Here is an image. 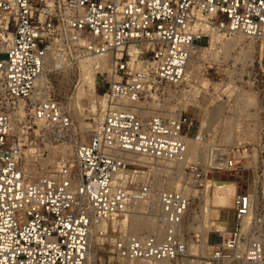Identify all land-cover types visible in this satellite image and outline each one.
<instances>
[{
	"label": "built area",
	"instance_id": "obj_1",
	"mask_svg": "<svg viewBox=\"0 0 264 264\" xmlns=\"http://www.w3.org/2000/svg\"><path fill=\"white\" fill-rule=\"evenodd\" d=\"M202 27L264 45V0H0V264H88L96 225L136 211L152 217V232L116 237L109 264L187 257L199 239L189 232L196 199L161 185L152 208L150 178L166 172L129 157L171 164L176 175L187 162L194 122L184 108L170 103L147 117L144 111L148 99L165 102V86L185 83L195 47L203 46V38L209 43ZM131 45L146 48L136 70L129 66ZM103 55L111 63L108 78L97 83L106 103L99 129L55 171L31 179L22 134L36 124L43 141L67 143L75 133L70 111L49 90V74L58 78L62 70L50 72L44 86L37 84L49 58L72 69L81 58ZM215 153L221 167L212 169H239L225 158L229 153ZM137 166L146 171L131 170ZM199 168L183 165V175L198 181L204 176ZM254 201L249 192L235 197L234 227L201 264H264L262 222L253 217L245 227Z\"/></svg>",
	"mask_w": 264,
	"mask_h": 264
},
{
	"label": "rangeland",
	"instance_id": "obj_2",
	"mask_svg": "<svg viewBox=\"0 0 264 264\" xmlns=\"http://www.w3.org/2000/svg\"><path fill=\"white\" fill-rule=\"evenodd\" d=\"M232 36L233 35L226 37L230 38ZM250 42L251 47L248 46ZM201 44L203 46L208 45L206 38L201 40ZM145 49V47L144 49L142 47V51ZM128 52L129 55H131V50L129 51L128 49ZM227 53L220 52L215 58L208 57L204 60L205 62L201 61L197 63L199 65V69L196 70L197 72L195 71L196 73L192 79L193 81L191 80L188 82L185 80V83H183V85L179 86L178 88L165 86V102H157L153 101L152 99H148L146 101L149 103L148 105H151L150 111H161L162 106L164 107V105L168 106L170 103L181 104L185 102L187 96H185L184 92L187 90L189 92L190 90V92H187V94H191V89L193 86L197 87L199 85L200 88H202L201 85L204 80L212 85L208 87L209 90L202 89L200 91V94L197 97L196 105L190 104L186 107V109L183 110L186 116L193 119L194 122V128L188 132V137L198 138L200 136L203 138V141L205 140V143H209L205 148L206 155L204 159L206 160L202 159L190 163L200 166L199 170L204 171L203 178L195 181L183 176L181 179L183 186L193 190L190 197L196 199L192 209L193 212L191 214V223H194L189 226V232H195L198 235H200V233L201 235L202 233H207L206 226H204L202 223L204 219L202 207L205 206V192L208 189L207 193L211 195L215 186L223 184L230 187L235 186L233 188L237 190L233 200L231 201L232 203L228 204L226 208H221L219 213V220L227 224L226 230L229 231L234 227L232 208L236 195L249 192L252 193L255 198L254 217H258L260 219L262 222L260 228L264 231V133L262 131L264 126V45L247 38L243 44L231 49ZM238 55H240L242 58L239 56L237 60H235ZM124 56V61L129 62L130 59L128 58V55L125 54ZM3 58H6V56H3ZM216 59L219 61L217 62ZM80 60H83V58ZM80 60L75 65H73L72 69H61L63 73H61V76L58 78L55 73H51L48 76V79L52 77L51 85L49 87L51 94L55 95V97L62 102V104L67 108V110L70 111L73 117L75 133H72L71 141H67V143L64 140L52 142L43 141L42 138H40L36 133L38 129L36 124L32 125L33 129H30L27 134H22V142L24 143L23 165L26 174L33 180L55 171L63 158H69L73 155V149L75 148V145L87 143L92 137L93 133L99 129V124L102 123V116L104 115L103 109L100 108L99 110V118H101V120L100 122L98 121V123L96 117L89 113L88 98L81 97L79 95L82 85ZM215 60L216 62H214ZM244 60V63L241 62ZM110 63L111 58H108L107 69L105 70V73H100L97 75V83L100 81V79L108 78V67ZM228 87L229 89L222 93V88ZM218 90L219 93H216ZM104 92L105 89L102 86L97 85L96 100H98V102L104 95ZM242 93L254 95L256 107L252 102V105H247L249 106L246 108L248 111L246 109L244 112L239 111L240 108L236 105L238 104V99ZM141 102L143 103V100ZM157 103L160 105L158 106ZM227 119L231 120L229 122V126L238 128L237 123L239 122V125L243 126L242 129L244 127H248L247 124L250 123L251 126H253L252 128L255 130L254 139H244L242 134H239L236 129H232V133L230 129L226 130L225 126ZM83 124L96 126L95 131L91 132L88 129H83ZM211 149H219L225 154L228 151L229 154L228 156L226 154L225 158L233 159L234 164H236L239 169L237 171L212 169L215 166L211 165V167L208 163V152ZM220 163L222 164L225 162L220 161ZM217 167H221V165H217ZM206 168H209V170L207 171ZM131 170H137L142 173L143 170L146 171V169L142 166L133 167ZM172 175L177 177L178 173L177 175ZM150 180L154 181L153 189L155 190L156 187H160L161 185L172 188L174 186V182L168 180V175L165 173L161 175H153ZM155 183H157V186H155ZM139 215L143 216L142 213ZM142 218L143 219L141 222H143V229H135L133 226H131L130 218H128L127 223L125 224L126 228L124 232L122 227H114L113 223H110L106 235L107 240L102 242L101 248L96 251V256L91 260V264H109L108 256L112 255L110 253L112 250V243L110 242V239H112V237L114 239L121 235H129L132 233H151L153 228L150 230V227H154V224L153 220L150 219L152 222V225H150L151 222L149 221V218L152 217L147 215L146 217ZM120 219L124 220L125 218L120 217ZM225 234L226 232L223 235ZM220 235L221 234L217 232H208L209 247L206 248L205 256L187 255L188 258L183 257L180 258V260H197L198 262L206 261L204 258L211 255L214 250V243L221 240ZM201 237H203V235L198 236V243H194V245H201ZM201 257L202 259H200Z\"/></svg>",
	"mask_w": 264,
	"mask_h": 264
},
{
	"label": "bare ground",
	"instance_id": "obj_3",
	"mask_svg": "<svg viewBox=\"0 0 264 264\" xmlns=\"http://www.w3.org/2000/svg\"><path fill=\"white\" fill-rule=\"evenodd\" d=\"M202 34L206 35L209 38V43H208V45H205V46L197 45L195 47V51L193 53L192 60L190 61L189 66L187 68V72H186L185 80L188 82L194 78L195 73L197 72L196 70L199 69V65L197 63L204 61L208 57L209 58L210 57L215 58L216 55L219 54L220 52L227 53L231 49H234L235 47L243 44L245 42V39H247V37L241 33L233 34L232 37L227 38L224 34L217 32L212 27H202ZM248 46L251 47V42H250V44H248ZM142 47L144 49L145 46L144 45L143 46L142 45H131L129 47V51L131 50V55H132L131 61L129 62V66L133 70L139 69L141 67L142 63L138 59V57L142 51ZM246 54H245V56H246ZM239 56L240 55H238L235 60H237V58ZM108 58L110 59V57H108V55H103V56H99V57H87V58H83V60H80V68L82 71V74H81L82 85H81V88L79 91V95L81 97H87L88 98L89 113L91 115H93L94 117H96L97 122L98 121L100 122V120H101V118H99L100 108L103 109V114H104V110L106 107L105 97L102 96L101 99L99 100V102H98V100H96V97H97V75L100 73L101 74L105 73V70L107 69V65H108L107 64ZM228 59H229V56H228ZM216 60H217V62L219 61L218 59H216ZM216 60L214 62H216ZM246 61H247V59H246ZM241 62L244 63L245 60L241 61ZM61 65L62 64L60 61L55 60L53 58H49L47 64L45 65V72H44L43 76L38 80L37 84L40 85L41 87L44 86L45 82L47 80V75L52 71L54 72L55 69H57V68H59L60 70L61 69H67L66 66L64 67ZM199 75H200V73H199ZM191 86H193V85H191ZM201 86H202V88H200L199 85L197 87L193 86V88L191 89L192 90L191 94H187L188 90L186 92H184L185 96H187V97L185 99V102L180 104L182 108L186 109V107L189 106L190 104L196 105L197 104V97L199 96L200 91L202 89L206 90V89H208L209 86H212V85H210L208 82H206L204 80L202 82ZM222 89H223V91H222V93H223L227 89H229V87L228 88H222ZM189 92H190V90H189ZM216 93H219V90ZM254 99H255L254 95L249 94V93H242V94H240V97L238 99V104L237 105L235 104V105L239 106V108H240L239 111L244 112L245 109L247 107H249L247 105H250V104L252 105L253 103H254V106L256 105L254 102ZM148 104L149 103H146L147 110L144 111V116L147 117L149 115H152V114L155 115V114H158L160 112V111L159 112L158 111H150L151 105H148ZM157 105H158V103H157ZM251 107H253V106H251ZM161 111L163 112V110H161ZM23 115H24V110H23V108H21L20 116H23ZM103 117H104V115L102 116V121H103ZM230 121H231L230 119H227V121H226V126H225L226 130L230 129V131H231L232 129L233 130L236 129L239 134L240 133L242 134L244 139H247V138L251 139V140H252V138L254 139L255 130H254V128H252L253 126H251L250 123L247 122L248 127H244L242 129L243 126H240L239 122L237 123L238 128L229 126ZM249 121H251V120H249ZM37 123H38L39 127L42 128L43 121L37 120ZM100 125H101V123L99 124V126ZM99 126H98V128H99ZM95 127L96 126H91L89 124H83L82 125L83 129H88L91 132L95 131ZM231 133H232V131H231ZM187 143L189 145V151H188V155H187V162L185 164H183L184 166L187 164H190L191 162H195V161L202 160L205 158V155H206V153H205L206 149L205 148L207 147V144H209V143H205V140L203 141L202 137H200V136L198 138H189L188 137ZM208 153H209L208 163L212 166L218 165L217 161L215 162V157H216L215 149L214 150L211 149ZM227 153H228V151H227ZM129 158L131 159L132 162H135V163L141 164V165H147L148 167H150V169L157 170L158 168H160L161 170L165 171L166 174L168 175V180L174 182L173 183L174 184V186H173L174 190H176L178 192H183L186 195L191 196V193L193 192V190L191 188L183 186L181 183V179L184 176L183 171H182L183 165L178 166L179 167L177 170L178 175H177V177H174L170 173V171L172 172V170L176 169V167H174L171 164H168V163L167 164H157L156 161L152 160L151 158L141 157V156H136V155L135 156L131 155ZM204 160H206V159H204ZM231 185H233V184H231ZM155 186H157V183H155ZM233 187H235V186H233ZM233 187H230V186L225 185V184L217 185L213 188L211 195H209L207 193L208 189L206 190V192H205L206 194L204 196L205 206L202 207L203 208L202 212L204 213L203 214L204 219H203L202 223L204 224V226H206L207 233L206 234L202 233L203 237H201L202 239L200 240L202 242L201 245L196 246L194 244H191L189 246V248L187 250V255L205 256L206 255V248L209 247L208 246L209 245L208 244V232H217V233H220L221 235H223L225 232H227V230H226L227 224L225 222H222L219 220V213L221 211V208H223V207L226 208V206L228 204L232 203L231 201L233 200V197L235 196V193L237 191ZM151 192H152V195H151L149 202H150V204H152L151 205L152 208L155 209V207L157 205V191L155 189H153ZM142 208H143V206H142ZM140 213L141 212L136 211V212L131 213V214H126V215H122V216H114L108 221L98 223L96 225V227L94 228L92 236H91V243H90L91 246H90V251H89V255H88V264H91V260L95 258L96 251H98L101 248L102 242L107 240L106 235H107V231H108V227H109L110 223H113L114 227H117V226L122 227L123 232H124V230L126 228L125 224L127 223V219L130 218L131 226H133L135 229H143V227H144L143 222H141L143 219L142 218L143 216L139 215ZM120 217H122V218L124 217L125 219L121 220ZM253 217H254V212L252 211L251 215L246 219L245 227H248V224ZM150 219L152 220V218H149V221L151 222ZM150 225H152V222ZM200 226H202V225H200ZM148 227H149V224H148ZM152 228H154V227L153 226L150 227V230H152ZM100 232H104V233L106 232V235L103 236L100 234ZM202 235L200 233L199 236H202ZM110 242L113 245V243L115 242V238L113 239V237H112V239H110ZM149 264H201V263L198 262L197 260L181 261L180 258H178L174 261H160V262H152Z\"/></svg>",
	"mask_w": 264,
	"mask_h": 264
},
{
	"label": "crops",
	"instance_id": "obj_4",
	"mask_svg": "<svg viewBox=\"0 0 264 264\" xmlns=\"http://www.w3.org/2000/svg\"><path fill=\"white\" fill-rule=\"evenodd\" d=\"M217 242H215L214 244H216Z\"/></svg>",
	"mask_w": 264,
	"mask_h": 264
}]
</instances>
